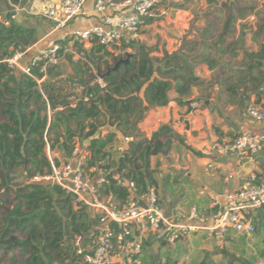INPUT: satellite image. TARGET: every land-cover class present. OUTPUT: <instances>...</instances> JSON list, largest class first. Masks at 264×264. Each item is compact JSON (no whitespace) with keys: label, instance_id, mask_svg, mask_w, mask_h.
<instances>
[{"label":"crops","instance_id":"obj_1","mask_svg":"<svg viewBox=\"0 0 264 264\" xmlns=\"http://www.w3.org/2000/svg\"><path fill=\"white\" fill-rule=\"evenodd\" d=\"M59 1L42 2L58 4ZM174 1L177 4H166L169 7L167 14H162L160 8L156 17L148 19L138 42L150 39L151 35L147 36V32L159 27L163 53L187 51L185 45L195 42V53L210 55L216 60V65L210 68L204 57L196 63L200 81L193 87L192 94L184 99L196 101L197 107L190 105L189 108L176 99V94H172L167 105L146 112L138 129L146 138L160 134V140L164 143L160 152L150 158L162 209L174 221L191 222L194 221L189 219L192 206L200 212L221 209L226 194L247 184L253 173L264 171V146L258 152L247 153L229 147L244 132L251 136H264V119H252L247 111L251 103L264 109V60L258 58L264 46V0ZM1 2L4 16L15 5L21 4L18 1ZM84 10V15L62 29H55L46 19L34 20L27 16L29 13L20 11L17 17L37 30V38L27 48L23 61H28L53 42L66 38L74 29L107 21V17L94 10V0H87ZM178 10H182V15H193L190 30L183 31L174 20ZM22 13L24 16H20ZM229 16L231 19L226 28ZM137 43L131 46L130 52L134 51L132 56L139 48L135 47ZM69 46L71 59L82 56L79 61L87 62L84 53L79 52L73 43L69 42ZM83 48L93 59V45L84 44ZM106 50L108 56L112 52H121L113 48ZM79 61L72 62L66 56L57 64L61 73L58 78L75 79L76 83L71 82L72 91L75 89V94L82 96V84L90 79L92 65L96 66L97 63H89L90 69L87 71L84 67L85 72L82 71L83 67L76 65ZM260 61L262 65L255 67ZM101 80L98 82L103 83ZM233 88L236 91H232ZM84 118L85 115L79 120ZM71 127L77 128L76 121H71ZM64 129L61 127L60 131ZM111 131H114L112 127L104 125L95 136H105ZM55 137L52 132L53 142L56 141ZM124 137L122 132L116 131L114 142L107 147L115 164L129 146L130 142ZM80 142L88 146L87 140ZM53 144L50 155L54 161L60 163L71 158L60 143ZM165 200L168 202L166 205ZM216 200L221 202L213 205ZM254 222L257 231L251 236L235 230L223 235L200 231L170 244L171 254L166 251L168 243L150 237L138 255L137 264H163L165 261L166 264H264V208L254 213Z\"/></svg>","mask_w":264,"mask_h":264},{"label":"trees","instance_id":"obj_2","mask_svg":"<svg viewBox=\"0 0 264 264\" xmlns=\"http://www.w3.org/2000/svg\"><path fill=\"white\" fill-rule=\"evenodd\" d=\"M230 19L231 16L226 28ZM36 38V27L16 21L0 24V191H14L17 199L0 217V250L15 249L21 255L11 264H86L73 250V240L82 235L84 244L92 243L99 233L97 215L85 205H76L61 187L30 181L36 173L51 170L48 147L52 149L53 143H60L71 155L77 139L87 140L89 164L95 165L111 153L107 147L114 142L116 131H120L132 140L118 159L119 169L135 182L140 192L156 186L150 158L160 152L164 143L160 134L144 137L138 129L139 123L151 108L167 105L172 94L191 108L193 100L184 98L192 94L200 81L195 69L197 61L204 57L213 68L216 60L208 54L195 53V42L185 45L187 51L165 52L161 58H153V50L140 45L128 63L117 69H113L114 64L102 70L103 84L89 73L90 79L82 84V96H77L68 79L58 78L61 76L58 65H48L43 73L40 69L45 61H40L33 69L34 77L44 78L38 85L34 77L11 69L4 61L18 50H26ZM57 42L64 47L69 45L70 38L66 36ZM74 46L87 59L76 64L83 67L82 71H89V63L93 64L95 59L97 68H102V59L108 56L104 46L93 45V59L84 51L83 44L77 42ZM67 58L73 62L70 55ZM258 58L264 60V46ZM260 65L261 61L255 67ZM77 110L85 115L82 121ZM72 120L77 123L76 129L71 127ZM104 125L114 131L96 137ZM61 127L65 128L63 132ZM52 132L56 136L54 142ZM17 169L24 171L23 184L14 188L7 183ZM109 179L105 194L125 201L130 190L116 184L110 176ZM113 225L119 229L117 224Z\"/></svg>","mask_w":264,"mask_h":264},{"label":"built area","instance_id":"obj_3","mask_svg":"<svg viewBox=\"0 0 264 264\" xmlns=\"http://www.w3.org/2000/svg\"><path fill=\"white\" fill-rule=\"evenodd\" d=\"M9 2H24L15 5L6 16L0 14V24L16 21L17 14L24 11L35 17L50 21L55 29L68 26L75 18L84 15L87 0H60L58 4L43 3V0H8ZM174 0H94V10L105 17L107 21L91 25L87 28L74 29L67 35L70 42L81 44H99L128 56L131 46L137 43L149 18L156 17L157 9L167 14L166 4ZM42 2V3H41ZM38 4V5H37ZM40 4V5H39ZM14 5V4H13ZM172 7V6H170ZM178 10L175 21L183 31L190 30L193 15L181 14ZM127 44V46H123ZM126 47L125 49H121ZM27 50H18L4 59L11 69L34 77L33 69L39 62L45 63L40 71L45 73L48 65L59 64L70 52L69 45L62 46L53 42L49 47L23 61ZM74 58V57H73ZM79 57V59H81ZM87 60V59H85ZM77 62L78 59L74 58ZM41 84L42 78L34 77ZM100 83V82H99ZM103 84V83H100ZM88 96H85V100ZM197 107L198 103L192 102ZM76 107V105H73ZM248 114L252 119H264V109L254 103L249 104ZM51 111H49V116ZM128 142L130 136H125ZM264 136H251L244 132L229 144L233 150L242 152H258L263 149ZM51 162V170L36 173L30 178L33 182H43L57 185L69 193L78 206L85 205L92 209L98 217L99 233L92 243L84 244L82 235L75 236L73 250L82 257L86 264H137L138 255L145 248V241L150 237L158 242L174 244L178 240L194 235L200 231L208 234H226L230 230L253 235L257 231L254 213L264 208V171L253 173L247 184L229 192L223 197L224 206L218 210L200 212L197 207L190 209L191 222L174 221L166 216L161 207L157 188L149 187L140 192L135 182L126 178L124 170L114 163L112 153L95 165H90V152L78 139L75 141L71 158L56 162L47 149ZM211 167V165H209ZM109 176L116 184L127 187L130 195L125 201L116 200L110 194H105ZM221 201L216 200L213 205ZM111 223L119 226L117 229ZM166 264V261L163 263ZM171 264H181L174 262Z\"/></svg>","mask_w":264,"mask_h":264},{"label":"rangeland","instance_id":"obj_4","mask_svg":"<svg viewBox=\"0 0 264 264\" xmlns=\"http://www.w3.org/2000/svg\"><path fill=\"white\" fill-rule=\"evenodd\" d=\"M172 3L177 4L175 3V1H173ZM226 13H228L229 11L225 10ZM29 18L33 17L34 20H41L40 17H35L34 15H27ZM43 20V18H42ZM222 26V25H221ZM144 32V30H143ZM147 32V30L145 31ZM148 35L147 36H150V39H148L147 41L144 40L143 42H138L135 47H139L140 45H146L148 46L149 48L153 49V52L151 53V56L153 58H161L163 57V55L165 53L162 52V48H163V42L160 38V28L157 27V28H154V29H151L149 32H147ZM153 33V35H152ZM156 35V36H155ZM142 43V44H140ZM190 45V43L188 42L187 46ZM133 52H131V54H133ZM110 56H104L103 59H102V64H101V69H98L96 66L92 65V68H93V72H92V75L97 78L98 80L102 79L101 78V73H102V70H105L106 68H111L117 60L121 59V58H126L127 56L122 54L121 52H112V53H109ZM75 58L78 59V61L80 60L79 57L75 56ZM73 61H74V58H72ZM86 61V60H85ZM98 60H95V63H97ZM102 81V80H101ZM24 171L22 169H17L15 172L12 173V175L10 176L12 178V180H9L7 185H10V186H13L14 188L18 187V185H21L23 184V173ZM180 197V196H179ZM17 203V199L15 197V193L14 191H5L4 189H2L0 191V217L2 215H4L6 212H7V209L8 208H11L13 205H15ZM166 203H168L166 200H165V205ZM1 221V219H0ZM167 248H166V251H168L167 253L168 254H171L172 252V249L170 248V244L166 245ZM17 257V259L19 260L21 258V255L17 252V250H12V251H3V250H0V264H11V262L14 260V258Z\"/></svg>","mask_w":264,"mask_h":264},{"label":"water","instance_id":"obj_5","mask_svg":"<svg viewBox=\"0 0 264 264\" xmlns=\"http://www.w3.org/2000/svg\"><path fill=\"white\" fill-rule=\"evenodd\" d=\"M23 5H24V2L21 3V6H23ZM23 13H24V12H23ZM23 13L20 14V16H21V15L24 16ZM5 16H6V15H5ZM16 22H18V23H20V24H22V25L29 26V25L23 23V22L21 21V19H19L18 17L16 18ZM30 27H31V26H30ZM131 57H132V54H129L126 58H121V59L117 60L116 63H115V65H114V67H113V69H117L122 63H128ZM68 80H69L70 82H72L73 84L77 82L75 79H71V78H68ZM80 82L83 83V81H80ZM76 114H77L79 117H83V116H84V114H82L79 110L76 111Z\"/></svg>","mask_w":264,"mask_h":264}]
</instances>
